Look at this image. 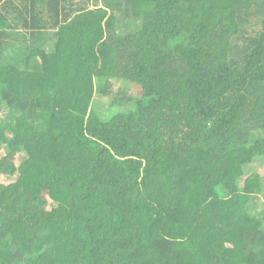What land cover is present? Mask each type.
<instances>
[{"label": "trees", "instance_id": "1", "mask_svg": "<svg viewBox=\"0 0 264 264\" xmlns=\"http://www.w3.org/2000/svg\"><path fill=\"white\" fill-rule=\"evenodd\" d=\"M2 150L0 264H264V0H0Z\"/></svg>", "mask_w": 264, "mask_h": 264}, {"label": "rangeland", "instance_id": "2", "mask_svg": "<svg viewBox=\"0 0 264 264\" xmlns=\"http://www.w3.org/2000/svg\"><path fill=\"white\" fill-rule=\"evenodd\" d=\"M125 22V21H124ZM126 25L123 23V28ZM113 95L112 96H103L99 93L94 94L93 101L98 106V110H100L103 113H110L111 106L117 105L118 110H124L127 107L131 106L133 103L129 102V98L133 97L135 95V89L133 85H130L126 82H114L113 85ZM117 98V99H115ZM5 151H0V155H4ZM25 155H21V157L17 160L18 165L21 164V162L24 160ZM252 170L257 171H263L264 173V163L262 162H255L252 165ZM5 181L9 182L11 180L4 179ZM259 205V208H263L264 206V193L259 194L256 200Z\"/></svg>", "mask_w": 264, "mask_h": 264}]
</instances>
